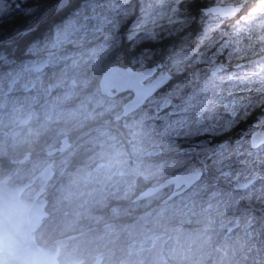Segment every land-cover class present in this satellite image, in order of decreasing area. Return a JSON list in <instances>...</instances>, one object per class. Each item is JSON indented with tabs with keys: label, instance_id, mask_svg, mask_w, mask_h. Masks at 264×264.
Segmentation results:
<instances>
[{
	"label": "flooded vegetation",
	"instance_id": "obj_1",
	"mask_svg": "<svg viewBox=\"0 0 264 264\" xmlns=\"http://www.w3.org/2000/svg\"><path fill=\"white\" fill-rule=\"evenodd\" d=\"M1 1L17 6L20 4L27 22L36 15L40 7V0ZM79 3L77 0H64V3L62 0H54L53 8L48 14L55 7L57 10L43 21H46L47 27L43 28L42 22L35 29L29 28L28 32L32 31L30 39H38L50 30L52 24L73 14ZM133 3L139 8L138 0H133ZM205 4L214 6L213 0L198 5L196 12L190 11L189 4L186 6L201 31L206 21L202 20L198 9ZM11 13L0 17L5 18ZM139 16L141 13L137 11L136 17ZM231 24L230 21L219 30L214 29L210 37L204 40L202 49L214 37L231 29ZM191 28L192 26L185 27L180 35L188 30L191 32ZM208 52L211 55L213 51ZM218 61L228 63L227 56L218 57ZM160 62L165 63L164 60ZM235 63L237 60L233 58L231 64ZM201 67L204 69L205 65L201 64ZM170 84L162 88L158 95L165 92ZM19 87H9V94L19 92ZM224 91L227 92L228 89ZM102 94L106 100L124 96L115 112H107L105 115V118L113 121L114 130L102 128L106 123L101 116L84 123L82 128H77L70 135L66 134L69 142L67 147L48 155L47 161L38 162L34 167L31 166V161H35L39 155L27 148H23L16 157L5 159V170L0 178L7 172H13L10 181L28 182L21 196L27 199L24 211L28 213L26 221L29 224L25 225L19 244L30 252V260H19V249L16 252L14 249H1L0 264H37V260L44 257L47 246L56 239L75 234L77 235L70 237L65 245L59 247L53 264H125L127 258L153 250L167 264H189L190 254L195 253L191 252V246L196 245L204 257L201 264H264V182H257L247 189L242 187L246 177L241 174L242 166L235 157L231 158V168L225 169L233 172L232 177L223 178L212 166L205 152L218 148L221 144L232 151L237 141L250 139V133L255 131H264L256 127L257 120L262 115L261 110H249L251 114L247 118L241 116L231 131L225 134H200L185 139L164 133L158 142L146 150V154L156 157L153 164L158 167L146 178L139 163L129 162L130 172L127 174L125 167L111 163V159L114 162L117 159L115 150L111 151L113 154L108 153L110 143L115 148L121 143L124 148H128L130 141L126 137L127 130L123 128L124 121L146 103L127 115L115 118L123 111V104L133 92L124 90L115 95ZM98 127L100 128L96 129ZM115 130L117 132L111 136L110 132ZM154 131L155 129L151 132ZM60 142L61 138L53 147H58ZM190 147L195 148L196 152L190 151ZM68 150L71 151L70 160L61 168L57 159ZM26 154L29 157L19 161ZM51 160V175L45 177L42 170ZM176 160L183 161L177 167L169 169L167 164ZM203 164L207 166V170L203 168ZM68 171L72 174L70 191H65L63 184L66 183L64 181L67 180ZM185 173H198V176L188 184L183 178L175 177L176 174ZM120 178H128L130 182L126 192L125 188L120 189L113 184ZM147 187L155 189L150 195L140 197ZM31 214H35L32 219L29 218ZM34 224L35 227H32ZM114 225L120 228L117 238L107 232ZM113 229L110 231H114ZM94 236L97 238L94 239ZM91 246L100 248L90 251L88 247ZM40 249L43 252L41 255ZM169 253L177 256L179 262L176 260L173 263ZM74 259L79 260L72 261ZM43 262L47 264L45 258ZM48 263L50 264V260Z\"/></svg>",
	"mask_w": 264,
	"mask_h": 264
},
{
	"label": "rangeland",
	"instance_id": "obj_2",
	"mask_svg": "<svg viewBox=\"0 0 264 264\" xmlns=\"http://www.w3.org/2000/svg\"><path fill=\"white\" fill-rule=\"evenodd\" d=\"M138 1L140 6L153 2V0ZM81 7L84 6L80 2L73 14L52 24L48 32L29 42L25 48L23 60L13 63L8 68L0 67V130H7L6 134L0 135V174L5 170L3 166L5 159L11 156L16 157L23 148L39 155L35 161H31L32 167L36 166L38 162L47 161L50 154L46 153L45 150L57 145L64 135H70L77 128H82L84 123L99 119L101 116H103V122L106 123L102 128L114 130L113 121L105 118V115L107 112L113 114L124 96L106 100L100 92L99 79L105 68L118 63V60L121 59L120 47L122 42L127 40L123 39V36L130 29L134 20L133 18L130 19L117 33L112 30L110 24L106 25L100 21H85L81 16H77L76 12ZM97 10L101 13L107 11L106 0H99ZM12 11L19 13L23 9L20 4L17 6L14 3L10 4V2L0 0V16ZM149 27L157 34V37L163 33L180 32L177 31L180 25H169L166 20L161 21L156 28L153 25H149ZM232 30L231 28L224 32ZM201 32L198 29V32L193 36L188 30L180 35L179 46H166L164 61L170 65L172 58L188 56L197 49L202 55L210 56L208 50L214 51L213 45L218 44L222 36L214 37L202 49L204 40L202 42L198 40ZM118 36L121 38H117ZM129 42L132 47L139 43V41ZM48 51L54 52L49 56L45 68L35 70L24 67L26 62L43 60L46 57L44 52ZM140 55L141 53L137 57H133L129 63L134 68L139 67L136 65V59ZM0 59L6 60L3 51L0 52ZM234 59L236 58L234 57ZM248 59H252V57ZM202 69L201 64L188 63L185 66L184 74L175 76L169 88L163 93L168 92L172 85L178 82L187 83L188 89L194 88L205 75ZM246 70L250 71L251 69ZM10 79H15L14 88L28 82L32 83L33 86L27 91L20 90L15 94H9ZM229 87L230 85H225L223 90H227ZM5 99L7 100L6 104L4 103ZM13 105L16 106L13 108ZM30 110L33 111L28 123L18 125V122ZM219 117L228 118L222 109L218 114ZM158 120L160 119L155 108L147 103L137 113L130 115L124 121L123 126L127 130L126 137L130 141V145L128 144L126 149L121 143L115 148L113 143H110L108 153L113 154L111 151L115 150L117 157L116 162L111 159V163L125 167L127 174H129V162H137L142 169L143 176L146 178L151 176L158 167L155 166V163L153 164L156 157L146 154V150L150 145L158 142L157 140L164 133L176 135L162 121L158 122ZM153 129L158 130L157 133L151 132ZM116 132V130L115 132L111 131V136L115 135ZM70 156V150L60 155L57 159L58 166L61 168L66 166ZM182 161L176 160L168 163L167 166L171 169L177 167ZM202 166L207 170L206 165L203 164ZM66 176L67 180L64 181L66 183L63 184V190L70 191L71 172L68 171ZM129 183L128 178H120L113 182L120 189L125 188V192ZM110 229L114 231H110ZM110 229L107 230L108 234L117 238L120 228L114 225ZM93 238L96 239L97 236ZM192 247L191 252L195 253L190 254L189 264H201L204 257H202L199 246L193 247L195 250ZM99 248L98 246L88 247L90 251ZM169 256L175 263L178 257L170 253ZM192 257L195 259L193 260ZM177 261L179 262V260ZM125 264L167 263L153 250L127 258Z\"/></svg>",
	"mask_w": 264,
	"mask_h": 264
},
{
	"label": "snow or ice",
	"instance_id": "obj_3",
	"mask_svg": "<svg viewBox=\"0 0 264 264\" xmlns=\"http://www.w3.org/2000/svg\"><path fill=\"white\" fill-rule=\"evenodd\" d=\"M80 2L84 7L76 12L77 16L85 21L110 24L117 33L136 17L137 11L142 13L123 36V39L140 43L157 42V34L149 25L166 20L169 25H180L177 31H183L195 22L186 7L189 0H153L139 8L133 0H106L107 11L103 13L97 11L99 0ZM213 4L198 9L202 20L207 21L198 40L208 39L214 29L219 30L230 21L233 30L221 34L210 56L202 55L197 49L188 56L172 58L170 65L160 61L149 64L152 53L144 49L136 59L138 70L129 73L140 98L155 108L167 128L185 139L200 134H225L237 124L241 114L247 118L251 114L249 110L253 109L261 110L256 127L264 129V0H213ZM225 55L228 63L219 62L218 57ZM234 57L237 63L232 65ZM245 60L247 63H243ZM190 62L205 65V75L200 82L191 89L187 83L178 82L168 92L158 95L175 76L184 74ZM225 85H230L227 92L223 90ZM221 109L227 119L218 118ZM190 151L196 152L192 147ZM205 152L223 178L232 177L233 172L225 169L231 168V158L235 157L242 166L241 174L246 177L242 187L247 189L264 182V131H255L250 133V139L237 141L232 151L221 144Z\"/></svg>",
	"mask_w": 264,
	"mask_h": 264
},
{
	"label": "water",
	"instance_id": "obj_4",
	"mask_svg": "<svg viewBox=\"0 0 264 264\" xmlns=\"http://www.w3.org/2000/svg\"><path fill=\"white\" fill-rule=\"evenodd\" d=\"M56 10L57 7H55L50 14L40 19L31 28L32 29L37 28V26L40 23H42L49 16L53 15ZM28 30L29 29L21 30L12 37H9L4 40H0V43L17 41L24 34H26ZM53 52L54 51L46 52V57L39 62H35V61L26 62L24 64V67L32 68L35 70H41L45 68L48 64L49 56L52 55ZM134 70H138V68H134L130 64H120V63L111 64L103 70L101 77L99 79V87L102 93L108 95H115L124 90H130L133 92V95L123 104V111L119 115L115 116V118H120L123 115H127L129 112L135 110L144 103V101L139 96L137 88L134 86L132 77L129 75V73ZM9 85L10 88H12L15 85V79H10ZM32 86L33 84L28 82L26 84L20 85L19 90L27 91L31 89ZM3 105L4 104L2 103V106ZM15 106L16 105H13L12 107L14 108ZM32 111L33 110H30L27 114H25V116L18 122V125L28 123V121L31 118ZM6 133L7 130L5 129L0 130V135H4ZM68 144L69 142L67 141V136H63L61 138L60 145L58 147H53L48 149L47 153L55 154L57 151H62L65 147H67ZM28 157L29 154H26L19 161H24ZM52 163L53 161L51 160L49 164L44 167V169L42 170L43 176L49 177L51 175V172L49 170L51 169L50 166ZM12 174L13 172H7L6 174L3 175L2 178H0V250L6 249L12 251L14 249L16 252L19 249L20 250L19 260L29 261L30 252L27 251V249L23 247L21 244H19V239H22L21 236L25 231V225L29 224V222L26 221L28 213H25L24 211L27 208V199L26 197L21 196V192L26 187L28 182L26 183L12 182L9 180ZM197 176L198 173H190V174L185 173V174L175 175V177H181L184 180H186L187 184L192 183ZM154 189L155 187L154 188L147 187L144 191L141 192L140 197L150 195L154 191ZM34 216L35 214H31L29 215V218L32 219ZM35 225L36 224H34L32 227H35ZM76 235L77 234L56 239V241H54L51 245L46 247L44 257L41 256V258L37 260V264H44L43 258L47 260V264H49L48 260H50V264H53V261L56 259L59 247L65 245L70 237ZM41 254H43V252L40 249V255ZM78 260L79 259H74L72 261H78Z\"/></svg>",
	"mask_w": 264,
	"mask_h": 264
},
{
	"label": "trees",
	"instance_id": "obj_5",
	"mask_svg": "<svg viewBox=\"0 0 264 264\" xmlns=\"http://www.w3.org/2000/svg\"><path fill=\"white\" fill-rule=\"evenodd\" d=\"M53 1L54 0H40V7L38 8L36 15L27 22V18L23 17L22 12L19 13H11V15H6V17H0V40L7 39L16 35L19 31L29 29L33 27L41 18H43L46 14H48L53 8ZM80 2V0H77ZM209 0H197V2H193V0H189V9L193 12L197 11V6L208 2ZM46 22V21H45ZM43 22V28L47 27V23ZM192 26L191 33L193 36L198 30V24L195 21L194 23L190 24ZM33 33H35L33 31ZM32 31L24 34L20 39L17 41L12 42H2L0 43V52L5 53V58L0 59V67L1 68H8L10 65L15 64L17 61L23 60L25 58L24 51L29 42L32 41L30 39ZM179 35L175 34H167L166 36L160 35L157 37V42H145V43H138L134 47L131 46L130 42L125 40L122 42L120 47V54L121 59L118 60L120 64H129L133 57H137L144 49H148L151 51L152 56L148 60L146 57L145 60L151 64L155 61H162L165 58V49L168 45H173L174 47L179 46L180 43V32ZM194 43V42H192ZM5 167V166H4Z\"/></svg>",
	"mask_w": 264,
	"mask_h": 264
},
{
	"label": "bare ground",
	"instance_id": "obj_6",
	"mask_svg": "<svg viewBox=\"0 0 264 264\" xmlns=\"http://www.w3.org/2000/svg\"><path fill=\"white\" fill-rule=\"evenodd\" d=\"M62 3H64V0H62Z\"/></svg>",
	"mask_w": 264,
	"mask_h": 264
}]
</instances>
